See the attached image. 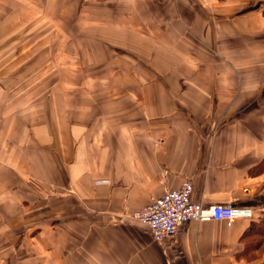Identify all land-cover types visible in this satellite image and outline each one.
I'll use <instances>...</instances> for the list:
<instances>
[{
	"label": "crops",
	"instance_id": "crops-1",
	"mask_svg": "<svg viewBox=\"0 0 264 264\" xmlns=\"http://www.w3.org/2000/svg\"><path fill=\"white\" fill-rule=\"evenodd\" d=\"M55 1L54 18L63 28L74 35L119 36L135 52L134 68L146 77L132 78L134 68L120 61L131 84L162 87L138 92V100L149 104L125 112L126 118L101 124L90 117L66 131L62 115L51 125L47 114L32 121L31 110L18 129L16 96L0 81L4 224L15 229L21 222L10 199L19 196L21 205L31 199L10 193L13 178L36 176L62 187L68 181L71 194L56 199L57 209H70L69 199L79 203V211L83 204L78 228L89 235L73 238L82 248L60 253L62 264H260L264 254L251 249L255 235L248 230L264 213V0ZM11 2L10 16L17 8V0ZM84 22L88 30L103 27L77 33ZM143 52L154 53L155 62L156 56L174 54V68L183 65L192 74L184 80L156 77V65ZM185 180L193 184L192 198L204 206L229 204L249 208L252 215L230 224L190 221L163 243L124 221ZM47 239L48 234L40 240L48 245Z\"/></svg>",
	"mask_w": 264,
	"mask_h": 264
},
{
	"label": "rangeland",
	"instance_id": "rangeland-1",
	"mask_svg": "<svg viewBox=\"0 0 264 264\" xmlns=\"http://www.w3.org/2000/svg\"><path fill=\"white\" fill-rule=\"evenodd\" d=\"M55 2L17 0L16 11L10 19L11 0H0L5 19L0 21V81L16 96L18 104L14 115L17 117L18 129L21 117L30 120V113L26 112L30 110L34 115L32 121L38 118L37 114H47L51 125L57 124L62 115L66 131H70L72 125L86 124L90 117L102 119L100 123L104 124L106 119L126 118L125 115L133 110L147 108L149 102L138 100L137 93L148 92V89L157 92L162 86L131 84L133 80H128L124 70L120 69V61L132 68L137 67L135 52L128 51L130 47L122 43L119 36L104 39L87 34L74 35V30L63 28L61 22L54 18L59 7ZM25 14L31 16L23 19ZM83 25L88 23H82L77 33L96 32L103 27L94 25L96 27L88 30ZM121 50L132 54L120 53ZM141 55L156 65V77L184 80L192 74L183 65L174 68V54L167 53V59L165 56H156V62L154 53L143 52ZM109 60L114 64H110ZM130 74L135 75L132 78L146 77L142 70L136 71L135 68ZM35 151L39 152L40 147L35 148ZM9 183L12 184L10 193L22 194L31 199L26 205H21L19 196L13 197L14 201L10 199L21 215V222H16L18 226L15 229L9 228L8 224L6 226L7 217L0 214V264H8L9 259L12 264H57L58 261L62 264L64 261L60 253L79 252L82 246L75 244L77 241L73 238L89 235L87 228L81 231L78 228L80 220L85 218L82 210L84 205L81 204L79 211V203L69 199L70 209L58 210L55 203L63 193L71 194L68 181L62 187L52 179L41 181L33 176L25 178V181L13 178ZM42 183L44 186L40 187ZM45 205H49V209L44 208ZM127 218L129 220L125 222L131 221L129 223L138 229L148 231L129 215ZM100 222L104 224L106 221ZM94 225L98 226L97 222ZM47 228L48 245H45L40 239L46 237ZM12 238L15 240L12 241ZM45 253L48 256L43 255Z\"/></svg>",
	"mask_w": 264,
	"mask_h": 264
},
{
	"label": "built area",
	"instance_id": "built-area-1",
	"mask_svg": "<svg viewBox=\"0 0 264 264\" xmlns=\"http://www.w3.org/2000/svg\"><path fill=\"white\" fill-rule=\"evenodd\" d=\"M192 193V182L185 180L178 188L157 196L149 204L132 211L129 216L147 228L154 242L163 243L175 236L180 225L190 221L224 220L230 224L236 218L252 215L249 208L229 204L204 206L192 198Z\"/></svg>",
	"mask_w": 264,
	"mask_h": 264
},
{
	"label": "trees",
	"instance_id": "trees-1",
	"mask_svg": "<svg viewBox=\"0 0 264 264\" xmlns=\"http://www.w3.org/2000/svg\"><path fill=\"white\" fill-rule=\"evenodd\" d=\"M249 235H255L254 241L251 243V249H258L264 254V213L259 222H253L249 226ZM264 264V260L260 263Z\"/></svg>",
	"mask_w": 264,
	"mask_h": 264
}]
</instances>
